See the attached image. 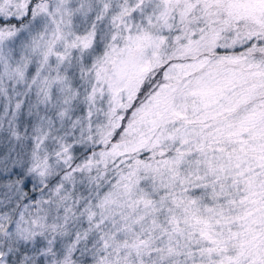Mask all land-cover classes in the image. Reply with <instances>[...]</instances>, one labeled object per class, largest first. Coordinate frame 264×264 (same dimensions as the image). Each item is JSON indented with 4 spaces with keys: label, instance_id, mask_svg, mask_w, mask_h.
<instances>
[{
    "label": "snow or ice",
    "instance_id": "1",
    "mask_svg": "<svg viewBox=\"0 0 264 264\" xmlns=\"http://www.w3.org/2000/svg\"><path fill=\"white\" fill-rule=\"evenodd\" d=\"M0 264H264V0H0Z\"/></svg>",
    "mask_w": 264,
    "mask_h": 264
}]
</instances>
